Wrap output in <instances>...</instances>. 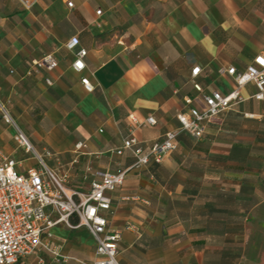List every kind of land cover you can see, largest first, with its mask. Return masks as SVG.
I'll return each mask as SVG.
<instances>
[{
  "label": "crops",
  "instance_id": "crops-1",
  "mask_svg": "<svg viewBox=\"0 0 264 264\" xmlns=\"http://www.w3.org/2000/svg\"><path fill=\"white\" fill-rule=\"evenodd\" d=\"M74 35L87 50L81 71L66 46ZM45 53L57 67L29 74ZM258 54L264 0H0V99L35 149L55 154L50 166L73 188H89L88 166L133 165L129 151L117 153L130 114L141 122L135 134L147 152L180 128L187 98L196 105L203 93H229L235 82L222 70H243ZM256 91L248 83L245 100L217 116L203 137L181 132L162 163L132 168L111 192L107 215L121 231V264H264V99ZM150 116L156 124L146 122ZM14 135L0 114V150L26 172L36 159ZM79 141L85 145L77 150ZM81 229L56 226L54 236L64 241H52L72 255L67 247L82 245L92 260L94 240Z\"/></svg>",
  "mask_w": 264,
  "mask_h": 264
},
{
  "label": "built area",
  "instance_id": "built-area-1",
  "mask_svg": "<svg viewBox=\"0 0 264 264\" xmlns=\"http://www.w3.org/2000/svg\"><path fill=\"white\" fill-rule=\"evenodd\" d=\"M73 6L72 2L68 3ZM102 13V9L96 11ZM80 38L72 36L66 46L75 52L72 63L77 71L85 67L86 48L79 47ZM58 61L52 53H45L31 63L28 73L35 70H54ZM201 67L192 69L196 77ZM233 77L234 88L227 94L219 90L203 93V102L191 105L193 100L187 98L190 106L177 114L180 128L166 132L161 140L152 142L148 151H144L135 134L141 124L134 114L129 115L130 133L123 139L117 153L129 151L135 161L132 166L116 171L100 170L88 166L85 178L89 180L88 189L69 186L67 175L50 166L48 159L55 154L51 150L39 152L29 141L15 118L0 99V114L3 120L15 128L14 138L27 153H32L36 166L23 172L20 162L0 150V264H121L118 259L121 231L110 226L107 212L112 208L111 192L123 185L127 173L132 168H139L154 163H162L165 158L179 146L178 137L187 131L196 138L204 136L208 125L221 113L233 108L245 100L242 89L253 82L257 88L253 95L258 100L264 99V54H258L243 70L235 66L223 69ZM49 85L51 78H46ZM196 90L202 91L201 84L192 80ZM88 91L95 86L89 78H82ZM149 124H156L150 116ZM102 131V129H101ZM85 143H76L81 149ZM64 225L75 231L85 228L95 243V255L92 260H85L72 254L64 253L57 243L52 241L53 228Z\"/></svg>",
  "mask_w": 264,
  "mask_h": 264
},
{
  "label": "rangeland",
  "instance_id": "rangeland-1",
  "mask_svg": "<svg viewBox=\"0 0 264 264\" xmlns=\"http://www.w3.org/2000/svg\"><path fill=\"white\" fill-rule=\"evenodd\" d=\"M31 163H32L31 161H26L25 165L30 167ZM62 226L64 227V225H61V227ZM65 229H67V228H65ZM67 230H69V229H67ZM69 231L71 233V230H69ZM81 231H82V229L81 230H77L75 233H79L80 234ZM85 236H87V234H85ZM59 238H60V236H59ZM59 238H58V235L57 236H53L52 240H54V241H64V240H60L61 238L60 239ZM67 240L71 241L72 239L68 238ZM81 246H79L77 249H74L73 247H72L73 248L72 249L71 247L68 246L67 249H69L71 253H73V254H75V255H77L79 257H83L82 259L87 258L88 256H86V254H85L86 252L84 250H82ZM67 252H69V251H67ZM85 260H88V259H85ZM21 264H32V263L30 261L29 262L26 261V262H22ZM69 264H77V263L71 262Z\"/></svg>",
  "mask_w": 264,
  "mask_h": 264
}]
</instances>
